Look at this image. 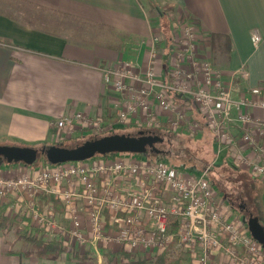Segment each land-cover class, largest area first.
Listing matches in <instances>:
<instances>
[{
  "label": "built area",
  "instance_id": "2783aa9c",
  "mask_svg": "<svg viewBox=\"0 0 264 264\" xmlns=\"http://www.w3.org/2000/svg\"><path fill=\"white\" fill-rule=\"evenodd\" d=\"M181 18L174 25L169 77H163L154 65L155 42L163 39L157 33L151 45V64L144 71L131 61L103 66L104 85L112 97L113 120L108 128L102 114L77 111L53 122L58 136L80 129L98 133L134 122L147 131H156L165 123L171 130L194 132L205 124L219 152L228 148L237 168L264 182V118L251 110H264L263 88L254 86L250 96L233 97L231 86L212 62L197 58L200 39H206L197 22ZM251 39L259 44L257 30ZM241 74L248 75L243 66ZM193 108L200 119L188 115ZM233 130L239 133V141ZM244 149L254 155H246ZM207 170L187 171L166 161L118 154L42 163L30 171L0 175V196L25 203L30 224L33 220L41 224L46 238L63 239L68 248L82 252L99 254L116 246L149 257L164 252L177 238L190 264H211L212 254L218 251L239 264H264V246L237 216L229 218L223 211V201ZM42 196L64 204L63 221L53 208L40 212L36 200Z\"/></svg>",
  "mask_w": 264,
  "mask_h": 264
},
{
  "label": "crops",
  "instance_id": "0c3cea01",
  "mask_svg": "<svg viewBox=\"0 0 264 264\" xmlns=\"http://www.w3.org/2000/svg\"><path fill=\"white\" fill-rule=\"evenodd\" d=\"M152 1L0 0V142L19 139L49 143L59 137L53 122L77 111L91 116L102 114L105 120L112 121V97L104 85L103 66L123 61L133 62L142 71L150 66L153 36L161 22L155 5L168 14L174 35V22L182 16L197 22L206 38L200 39L197 58L206 57L212 62L231 86L233 97L250 96L254 86H261L264 94V0ZM255 30L260 34L257 45L251 39ZM213 34H218L219 40L226 38L227 50L211 49ZM155 47L154 65L163 77H169L173 43L163 36ZM242 66L247 77L241 74ZM251 110L256 117L264 118L263 109ZM187 112L200 119L194 108ZM199 132L212 135L205 124ZM236 140H240L238 132ZM214 143L217 145L215 139ZM223 150L230 156L228 148ZM243 153L254 155L251 149H244ZM33 168L23 163L0 165V175ZM10 201L0 196V205H7V210ZM223 206L229 218L236 216L226 201ZM26 247L13 230L0 231V264H137L129 256L119 260L122 249L116 246L73 260L67 255H26ZM105 251L117 254L107 256ZM210 261L239 264L222 251L213 253Z\"/></svg>",
  "mask_w": 264,
  "mask_h": 264
},
{
  "label": "rangeland",
  "instance_id": "374dc122",
  "mask_svg": "<svg viewBox=\"0 0 264 264\" xmlns=\"http://www.w3.org/2000/svg\"><path fill=\"white\" fill-rule=\"evenodd\" d=\"M143 1V0H142ZM147 6V5H146ZM149 9V6H147V10ZM183 18H179L175 20V24H178L181 22ZM159 36L163 37L164 35L158 31ZM174 35V34H173ZM174 37V36H173ZM173 41V40H172ZM204 53L205 50H202ZM182 102H178V104ZM144 129V127H139L135 124H129L126 127H116L112 130H102L101 132H92L91 129H80L76 131H72L71 133H68L70 135L63 136V133H60L59 138H53L49 142V144H52V142L62 143L65 146H72L75 145L77 142H82L86 139L92 138V137H98L105 134H111V133H135L139 129ZM147 129V128H146ZM160 129V128H159ZM159 129H156L158 131ZM136 130V131H135ZM159 132V131H158ZM184 132V133H181ZM202 132V131H201ZM199 131L191 132V130L186 131L185 129H179V130H171L169 129L168 132L161 131V136L164 137L165 143L161 146L167 150V152L171 155V160H174L175 166H179V168L183 169V166L192 167L193 171L200 172L202 170H205V168L209 167V170H207V174L209 179L215 184L217 189L218 198H220L223 202L226 201L228 205L231 207V210L235 213V215L239 218H242V213L240 212L239 208L241 205H245L248 207V209L252 212V214L256 217H258L259 222L264 227V182L261 180H255L252 178V175L247 172L245 173L241 169L237 168L231 161V155L226 156L225 151L221 149L219 152L217 150V145H215L214 141L212 143V137L213 134L210 136L208 132H204L203 135ZM215 139V138H214ZM213 139V140H214ZM2 144H10V145H18V146H34V147H40V144L33 143V142H26L19 139H8L6 141L0 142ZM48 143V142H47ZM48 144V145H49ZM192 153V155L195 157V160L189 162V164H181V162H177L175 158L179 157V161L182 160V156L184 153ZM208 152L209 154H207ZM121 155V156H137L136 153H129V152H113L111 155ZM138 154V153H137ZM201 156H199V155ZM202 154L207 155V157H203ZM142 157L143 153L141 154ZM229 155V154H228ZM100 154L95 155L92 158L99 157ZM90 158V159H92ZM144 158H148L145 156ZM152 159V158H149ZM158 160V159H154ZM230 160V161H228ZM44 159L40 158L36 161L37 166H40V164L44 163ZM164 161V160H161ZM22 163V162H20ZM15 162L9 163L4 160L0 161V165L6 166L11 165L14 166ZM52 165V164H50ZM32 167V166H31ZM11 200V198H9ZM8 206L7 213L9 216H17V219L21 221L23 224V221H29L30 218L28 217V210L29 207L26 206L25 203L20 202L17 199H13L10 201ZM51 203V207H47ZM36 207L39 208L40 212L47 213L50 208H53L52 210L59 214L60 221H63L64 213H65V206L62 202L59 200L54 199L53 197L48 196H42L39 198V200H36ZM30 215V214H29ZM24 217V220L22 221L21 218ZM32 219V218H31ZM30 222V221H29ZM31 227H33L36 231L39 230V233H43V228L41 227V224H39L36 220H33L31 222ZM245 224V223H244ZM247 227V225L245 224ZM6 231V230H5ZM249 233V232H248ZM48 240H58L62 243L63 246H65V255L70 256V253L68 254L69 250L74 249V251H77L78 254H85L81 250L76 248H68V245H65L63 239H58L57 237L53 238H47ZM69 244V243H68ZM166 250H172V253H180L183 257V264H190V257L188 253L185 251L183 245L178 241L177 238L173 239V242L169 245V248ZM123 251L119 255V260H122L124 256H127L126 253H129V257L133 259H138V257H141L143 255L137 256L133 252H129L126 250H120ZM85 252H88L85 250ZM64 255V254H63ZM89 255L95 256L94 254L89 253ZM148 256V255H147ZM142 258V257H141Z\"/></svg>",
  "mask_w": 264,
  "mask_h": 264
},
{
  "label": "trees",
  "instance_id": "16d2710c",
  "mask_svg": "<svg viewBox=\"0 0 264 264\" xmlns=\"http://www.w3.org/2000/svg\"><path fill=\"white\" fill-rule=\"evenodd\" d=\"M147 2H151L152 0H146ZM153 2V1H152ZM157 10L159 11L160 15H161V22H159L158 24V30L160 31L163 35L164 38L170 43L173 42V34H174V30L172 28V21L170 18H168V14L165 13L160 7H158V5H155ZM220 36L218 34H213L211 36L210 39V44L212 46L211 49H223V50H227L229 47V43L228 41H226V38L221 37L222 39L219 40ZM210 46V47H211ZM178 100V98H177ZM105 120V119H104ZM107 122V124H105V127L108 128V125L110 124L108 120H105ZM126 127V126H125ZM141 129V128H140ZM159 131V132H158ZM158 131H156L157 133H161V131L164 132H168L169 128L166 126H162ZM184 133V132H181ZM186 134V133H184ZM212 143H213V138L211 139ZM81 142H77L75 145L79 144ZM165 143V141L163 143H158L156 145L157 149H159V151L157 150H153V149H148V151L146 153H143V156H147L148 159L152 158V159H158V160H164L168 163H171L172 165H175L174 160H171V155L169 152H167V150L163 147H161L163 144ZM49 143L47 142H43L41 145H48ZM52 144H61L62 143H57V142H52ZM214 144V143H213ZM74 146V145H72ZM164 146V145H163ZM207 154H209L208 152H206ZM110 154H106V155H100V156H108L111 155ZM137 156L142 157L141 154H137ZM199 155V154H198ZM200 156V155H199ZM203 157H207V155L202 154ZM201 157V156H200ZM43 158L44 164L49 165L50 163L46 160V158L44 157L43 154H40L38 159ZM179 157L175 158V160L177 162H181V164H189V162L195 160V157L192 155V153H184V155L182 156V160L183 161H179L178 159ZM172 161V162H170ZM32 167L37 166L36 162L34 164L31 165ZM179 167V166H178ZM183 167L184 170H192V167H188L187 166H181ZM243 171V170H242ZM196 172V171H194ZM245 172V171H244ZM22 221L24 220V217L21 218ZM171 229H173L174 227L171 226ZM5 230H13L15 233V236L19 239V240H23L27 247L24 250V253L26 255H33V256H38V257H55V258H61L63 256V254L65 255V246L62 245V243L60 241L56 240H48L43 233H39V230L36 231L33 227H31L30 222L27 220L23 221V224L21 223V221L19 219H17V216H9L7 213V205L5 204H1L0 205V231H5ZM172 251V250H171ZM170 250H165L164 252L160 253V254H155V255H151L149 257H146L145 255L138 257V259L134 260V263L137 264H142V263H150V264H183V257L181 256L180 253H172ZM123 251H119V253H121ZM70 253L69 258L70 259H84L87 258L89 256L88 252H85V254H78L77 251H74V249L69 250L68 254ZM125 254H127L128 256L130 255L129 253L124 252ZM105 254L108 256L110 255H116L117 252H110V251H105ZM67 255V254H66ZM140 255V254H139ZM138 255V256H139Z\"/></svg>",
  "mask_w": 264,
  "mask_h": 264
},
{
  "label": "water",
  "instance_id": "95a60500",
  "mask_svg": "<svg viewBox=\"0 0 264 264\" xmlns=\"http://www.w3.org/2000/svg\"><path fill=\"white\" fill-rule=\"evenodd\" d=\"M164 141V137L156 131L139 129L134 133H111L92 137L74 146L61 144L34 146H18L0 143V161L34 164L43 154L50 164L66 161H82L97 154L106 155L113 152L146 153L149 149L157 150L156 144ZM242 221L248 226L251 236L264 246V227L258 217Z\"/></svg>",
  "mask_w": 264,
  "mask_h": 264
},
{
  "label": "flooded vegetation",
  "instance_id": "af4514ba",
  "mask_svg": "<svg viewBox=\"0 0 264 264\" xmlns=\"http://www.w3.org/2000/svg\"><path fill=\"white\" fill-rule=\"evenodd\" d=\"M164 142V141H163ZM163 142H161V143H163ZM158 144V143H157ZM156 144V145H157ZM149 149V148H148ZM239 210H240V212L242 213V219H243V217L246 219L245 221H247V220H249L250 218H252V217H256V216H254L253 214H252V212L248 209V207L247 206H245V205H241V207L239 208ZM247 228H248V226H247Z\"/></svg>",
  "mask_w": 264,
  "mask_h": 264
},
{
  "label": "bare ground",
  "instance_id": "6f19581e",
  "mask_svg": "<svg viewBox=\"0 0 264 264\" xmlns=\"http://www.w3.org/2000/svg\"><path fill=\"white\" fill-rule=\"evenodd\" d=\"M108 154H110V153H108ZM94 157V156H93ZM92 158V157H91ZM90 159V158H89ZM66 162H69V161H66ZM63 163V162H62ZM58 164V163H57ZM52 165H54V164H52ZM173 226V225H172ZM174 227V226H173ZM174 229V228H173ZM250 233V232H249Z\"/></svg>",
  "mask_w": 264,
  "mask_h": 264
}]
</instances>
